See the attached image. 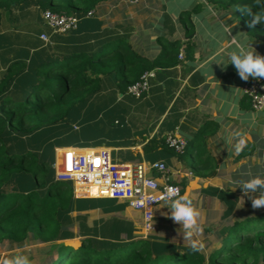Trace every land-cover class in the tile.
<instances>
[{
    "label": "crops",
    "instance_id": "crops-1",
    "mask_svg": "<svg viewBox=\"0 0 264 264\" xmlns=\"http://www.w3.org/2000/svg\"><path fill=\"white\" fill-rule=\"evenodd\" d=\"M197 4L200 9L191 18L194 34L189 57L183 52L189 39L179 17ZM17 10V20L12 25L5 22L0 29V68L15 59L28 58L34 50L67 45L59 38L73 34L76 40L90 45L124 36L137 52L150 58L160 51V39H179L182 44L179 53L183 52V58L178 53L175 64L150 69L154 76L149 78L146 95L123 94L109 83L106 91L89 100L73 130L98 123L91 131L100 134L56 148L57 164L60 149H106L118 164L139 163L144 178L178 184L181 194L187 192L201 212L200 232L193 239L203 245L200 250L205 254L221 245L223 228L249 216L264 215V206L253 208L250 196L236 183L245 170H264V109L254 108L243 91L252 78L240 79L231 64L224 67L213 63V74L210 69L205 74L206 59L217 53L226 60L233 39L247 43L264 56V43L251 38L234 15L222 13L202 0H141L136 4L109 0L93 16L83 18L74 32L61 33L45 24L38 4ZM42 34H47L48 42ZM236 131L247 133L245 147L239 153L225 143V136ZM170 134L186 140L184 153L166 143ZM199 157H207L210 162L200 163ZM156 161L165 162V174L152 168ZM75 197L72 209L64 214L58 243L77 247L87 239L104 245L145 238L182 253L192 250L179 232L180 225L165 215L168 209L162 206L163 201L154 206L155 230L147 233L142 211L128 200ZM41 244L52 246L29 241L18 246L5 240L0 243V257L19 250L32 264L39 255L29 249Z\"/></svg>",
    "mask_w": 264,
    "mask_h": 264
},
{
    "label": "trees",
    "instance_id": "trees-1",
    "mask_svg": "<svg viewBox=\"0 0 264 264\" xmlns=\"http://www.w3.org/2000/svg\"><path fill=\"white\" fill-rule=\"evenodd\" d=\"M107 1L0 0V29L5 22L12 25L17 20L19 8L38 4L43 11L76 14L82 20ZM202 1L234 15L251 38L264 43V24L250 28V17L237 9L247 6L253 12L262 11L264 0ZM199 9L197 4L179 17L189 39L183 48L185 56L192 54L191 18ZM74 36L59 38L67 45L34 50L28 58L0 68V243H52L37 264H264V215L223 228L221 245L207 254L201 250L182 253L145 238L104 245L87 239L77 247L57 242L64 214L76 197L73 183L56 178V148L87 139L82 131L73 130V124L88 101L106 91L109 83L126 94L128 86L154 66L175 64L182 45L179 39H160V51L150 58L137 52L124 36L94 45ZM198 162L210 161L199 157Z\"/></svg>",
    "mask_w": 264,
    "mask_h": 264
},
{
    "label": "built area",
    "instance_id": "built-area-1",
    "mask_svg": "<svg viewBox=\"0 0 264 264\" xmlns=\"http://www.w3.org/2000/svg\"><path fill=\"white\" fill-rule=\"evenodd\" d=\"M136 4L141 0H127ZM94 10L86 13L85 17L94 15ZM45 24L53 30L66 33L78 27L81 16L76 14H58L51 10L42 11ZM41 38L48 42L47 34ZM181 58L183 52L179 53ZM154 76L153 70L146 71L141 78L127 88V93L135 97H141L148 93L149 78ZM244 94L249 97L256 109H264V79H250L243 86ZM166 143L178 153H184L187 146L185 139L168 135ZM64 165L55 161L56 178L60 181L73 183L75 196L113 197L128 200V202L143 213L144 229L147 233L155 230L153 223L154 206L163 201L164 189L167 186H175L181 194V187L175 183L160 184L152 178H144L141 175L139 163L118 164L113 161L106 149H88L83 152L65 149ZM71 155V167H65V157ZM152 168L165 174L168 170L163 161L152 163Z\"/></svg>",
    "mask_w": 264,
    "mask_h": 264
},
{
    "label": "clouds",
    "instance_id": "clouds-1",
    "mask_svg": "<svg viewBox=\"0 0 264 264\" xmlns=\"http://www.w3.org/2000/svg\"><path fill=\"white\" fill-rule=\"evenodd\" d=\"M237 9L242 10L250 17L248 21L250 28L258 23L264 24V10L253 12L247 6H240ZM213 63L224 67L231 64L239 78L245 81L250 77L253 79H264V56L256 53L250 45L243 41L232 40L226 60L223 57H219L217 53L209 56L205 61V65H207L205 69L206 75L208 74V69L213 74L211 67ZM246 135L247 133L244 131H236L225 136V143L233 149L234 153H239L245 147L244 137ZM236 183L243 189L245 194L250 196L253 208L264 206V170L257 169L254 172L245 170L242 178ZM178 193L179 189L175 186L170 185L164 189L162 206H166L168 209L165 215L180 225L179 232L182 233L183 240L190 242V248L193 251H199L203 245L193 239V236L200 232L201 212L187 192L184 194ZM253 193H255L254 198L251 197ZM0 264H31V261L22 251L18 250L14 254L0 257Z\"/></svg>",
    "mask_w": 264,
    "mask_h": 264
},
{
    "label": "rangeland",
    "instance_id": "rangeland-1",
    "mask_svg": "<svg viewBox=\"0 0 264 264\" xmlns=\"http://www.w3.org/2000/svg\"><path fill=\"white\" fill-rule=\"evenodd\" d=\"M32 8V6H30V9ZM122 125H124L125 126V124L124 123H121ZM92 127H94V128H96V127H98V123H96V124H93V125H90V126H87V125H85V126H82V128H81V130L80 131H82V133H83V136L84 137H86V138H89V139H91V138H96V137H98L99 136V132L98 131H91V130H93L94 128H92ZM117 127V126H116ZM123 128V127H122ZM114 130V129H113ZM111 132H113V131H111ZM64 151L63 150H59V155H58V165H59V167L61 166V165H64ZM57 163V162H56ZM48 250H50V247H49V245L48 244H41V245H37L36 247L34 246V247H31L30 249H29V251L33 254V255H43L45 252H47ZM38 263V259H34L33 261H32V264H37Z\"/></svg>",
    "mask_w": 264,
    "mask_h": 264
},
{
    "label": "bare ground",
    "instance_id": "bare-ground-1",
    "mask_svg": "<svg viewBox=\"0 0 264 264\" xmlns=\"http://www.w3.org/2000/svg\"><path fill=\"white\" fill-rule=\"evenodd\" d=\"M65 164L68 165V166H71V161H72V157L71 155H66L65 157Z\"/></svg>",
    "mask_w": 264,
    "mask_h": 264
}]
</instances>
